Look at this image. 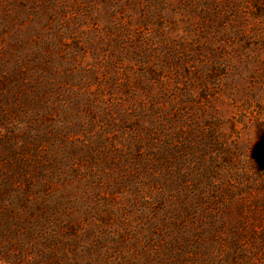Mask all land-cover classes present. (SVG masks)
Masks as SVG:
<instances>
[{"label": "rangeland", "instance_id": "1", "mask_svg": "<svg viewBox=\"0 0 264 264\" xmlns=\"http://www.w3.org/2000/svg\"><path fill=\"white\" fill-rule=\"evenodd\" d=\"M0 264H264V0H0Z\"/></svg>", "mask_w": 264, "mask_h": 264}]
</instances>
